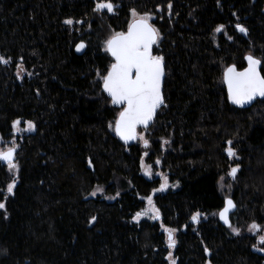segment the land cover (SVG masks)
Listing matches in <instances>:
<instances>
[{"label":"trees","instance_id":"trees-1","mask_svg":"<svg viewBox=\"0 0 264 264\" xmlns=\"http://www.w3.org/2000/svg\"><path fill=\"white\" fill-rule=\"evenodd\" d=\"M96 2L0 0V56L10 61L0 63V148L15 140L19 165L14 177L0 162V264H170L169 252L176 264H264L255 250L264 245L248 232L253 221L264 226V99L236 108L223 80L230 66L246 68L249 54L264 61V0H112L114 13L95 12ZM132 9L154 17L153 54L166 70V106L139 130L148 148L109 128L120 109L100 80L113 62L106 41L127 30ZM69 18L84 23L69 27ZM17 119L35 131L16 134ZM228 141L238 158L228 157ZM144 156L168 177L154 201L163 224L178 229L175 249L160 220H133L141 197L161 184L143 175ZM98 186L104 196L92 195ZM227 197L239 236L219 221ZM196 211L206 214L199 224Z\"/></svg>","mask_w":264,"mask_h":264},{"label":"snow or ice","instance_id":"snow-or-ice-1","mask_svg":"<svg viewBox=\"0 0 264 264\" xmlns=\"http://www.w3.org/2000/svg\"><path fill=\"white\" fill-rule=\"evenodd\" d=\"M116 5L112 0H97L94 11L102 13L105 10L108 13L115 12ZM169 15L171 14L172 4H167ZM163 11V9H159ZM131 21L127 26L126 31L113 32L105 44V51L110 53L112 63L106 70V74L100 75L102 81V90L107 93L114 106L119 107V112L114 123L109 124L115 134L127 145L132 141H143L145 148L150 147L149 141L145 139L139 129L147 131L149 125L154 122L157 110L161 106H166L165 98L162 94V83L166 75L164 57L162 55L153 54V46H158L161 39L159 29L151 22L154 17L151 14H140L135 9L131 10ZM84 21H76L71 18L64 20V24L72 27L74 24H83ZM240 33L247 34V29L242 25H236ZM225 26L219 25L215 31L220 33L224 31ZM85 47L84 43L77 46L76 51H81ZM247 67L242 71H238L233 65L224 72L223 80L227 84L228 98L234 104L243 107L250 104L258 97L264 98V74L261 71V65L264 63L260 58L249 54L246 57ZM9 59L0 56V63L8 64ZM22 67V64H21ZM19 75V73H17ZM31 76V73H28ZM99 75V74H98ZM21 120H14L12 128L16 134L22 131H35V124L32 121H27V128L22 129ZM0 143H5L3 137H0ZM164 144L169 141L164 140ZM225 149L229 158H238L236 151L231 147L232 141L227 142ZM18 145L16 141H11V146L0 148V162L6 164L10 173L16 177L19 173V165L16 162ZM148 155L147 152L144 153ZM159 159L156 164H160ZM91 165V161H89ZM141 167L144 168V174L148 177L153 175L151 165L144 164L141 160ZM239 171L238 167L231 168L229 176L232 179L236 178ZM163 176V174H160ZM223 180V177H221ZM169 187L167 176H163V183L159 188L153 189L152 193L141 199L146 200L147 207L141 211H137L133 217L136 223H139L143 217H148L152 220H160L161 228L166 234V245L168 249H175L176 247V232L178 229L165 226L162 222L160 209L156 206L153 197L157 192H164ZM16 188V179L7 185V194L14 195ZM223 190V185H222ZM98 191H102L99 186L96 191L92 193L96 195ZM119 195V193H117ZM7 200V196L4 197ZM236 205L231 198H226L224 206L219 211V218L223 223L231 229V231L239 236L240 229L234 227L230 221V213L235 209ZM0 210L6 212L5 202H0ZM206 218V214L196 211L192 214L191 220L199 224L202 218ZM6 218V217H5ZM95 222V217L92 218ZM250 233H259L264 231V226L253 221L249 227ZM259 244L264 245V235L259 236ZM256 251H264V248L256 247ZM207 251V249H206ZM210 255V253H209ZM170 264H176L171 252L167 256Z\"/></svg>","mask_w":264,"mask_h":264},{"label":"rangeland","instance_id":"rangeland-1","mask_svg":"<svg viewBox=\"0 0 264 264\" xmlns=\"http://www.w3.org/2000/svg\"><path fill=\"white\" fill-rule=\"evenodd\" d=\"M21 127H22V129H26L27 128V124H24V125H22L21 124ZM22 132H25V133H29V131H22ZM32 132V131H31ZM142 135H144V137H145V139H147V133L146 132H143L142 133ZM147 140H149V139H147ZM8 147V146H7ZM7 147H1V148H7ZM143 162H144V164H146V162H145V156H144V158H143ZM146 165H148V164H146ZM152 167V166H151ZM234 167V166H233ZM232 167V168H233ZM152 171H153V175L151 176V177H148V176H146L145 174H144V168L142 167V172H143V175L145 176V177H147V178H152V177H158V178H160V180H161V183H163V176H166V174H164L161 170H159V168L158 167H156L155 169L152 167ZM160 174H163V176L162 175H160ZM169 181V180H168ZM223 185V187H224V185H226L225 183H224V181H221V186ZM169 187H170V183H169ZM168 187V188H169ZM157 193H159V192H157ZM156 193V194H157ZM98 195H101V196H104V190L102 189V191H98L97 193H96V195L95 196H98ZM227 198H229V197H227ZM109 199V198H108ZM153 199H154V197H153ZM147 207V203H146V205H145V208ZM143 220H150V221H154V220H152V219H149L148 217H143L141 220H140V222L141 221H143ZM249 232V231H248ZM250 233V232H249ZM250 234H252V235H254V236H257V238L259 239V236L260 235H264V231H262V232H259V233H255V234H253V233H250ZM172 254V253H171Z\"/></svg>","mask_w":264,"mask_h":264},{"label":"water","instance_id":"water-1","mask_svg":"<svg viewBox=\"0 0 264 264\" xmlns=\"http://www.w3.org/2000/svg\"><path fill=\"white\" fill-rule=\"evenodd\" d=\"M81 43H83V42H81ZM81 43H79V44H81ZM78 44V45H79ZM77 45V46H78ZM84 45H85V47L81 50V51H76V49H75V51H76V53L78 54V55H83L84 53H85V51H86V44L84 43ZM154 47V46H153ZM77 48V47H76ZM110 54V53H109ZM111 56V55H110ZM246 63H247V60H246ZM231 67V66H230ZM247 67V66H246ZM261 67H262V65H261ZM238 71H242V70H239V69H237ZM226 71V70H225ZM164 83H165V77H164V80H163V83H162V94H163V96H164ZM224 84H225V87H226V90H227V95H228V89H227V84L224 82ZM107 94V93H106ZM229 99V98H228ZM264 98H260V97H258L256 100H254V101H252L250 104H246V105H244L243 107H240V106H238V105H234L230 100H229V102L234 106V107H236V108H240V109H248V108H250V107H252L254 104H255V102L256 101H258V100H263ZM115 107H117V108H119L118 106H115ZM163 106H161V108H162ZM160 108V109H161ZM160 109H158L157 110V114H158V112H159V110ZM157 114H156V116H157ZM156 118V117H155ZM152 124V123H151ZM150 124V125H151ZM149 125V126H150ZM140 130V129H139ZM138 130V131H139ZM137 141V140H136ZM136 141H132V142H130L129 144H133V143H135ZM233 200V199H232ZM235 203V202H234ZM236 205V204H235ZM236 210H237V206L235 207V209L230 213V221H231V216L236 212ZM219 216V215H218ZM219 221H220V223L224 226V227H227L224 223H223V221L222 220H220V218H219Z\"/></svg>","mask_w":264,"mask_h":264}]
</instances>
